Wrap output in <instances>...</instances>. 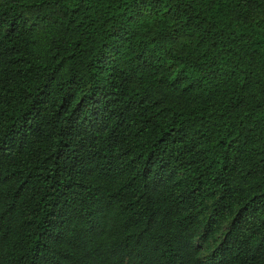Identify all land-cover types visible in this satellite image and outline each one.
I'll return each mask as SVG.
<instances>
[{"label": "trees", "instance_id": "obj_1", "mask_svg": "<svg viewBox=\"0 0 264 264\" xmlns=\"http://www.w3.org/2000/svg\"><path fill=\"white\" fill-rule=\"evenodd\" d=\"M0 264H264V0H0Z\"/></svg>", "mask_w": 264, "mask_h": 264}]
</instances>
